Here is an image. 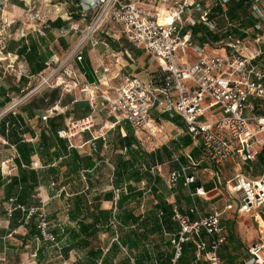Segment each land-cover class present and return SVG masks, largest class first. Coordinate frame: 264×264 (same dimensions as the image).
Segmentation results:
<instances>
[{
  "label": "crops",
  "instance_id": "obj_1",
  "mask_svg": "<svg viewBox=\"0 0 264 264\" xmlns=\"http://www.w3.org/2000/svg\"><path fill=\"white\" fill-rule=\"evenodd\" d=\"M41 1L8 0L0 15L10 23L3 43L0 44V100L9 97L11 101L15 94L26 90L31 80L40 76L49 64L65 57L80 39V32L89 20L88 16L83 17L78 13L80 2L86 0H54L47 12L41 6L50 24V27L45 28V34L41 35L36 30L38 23L27 20L23 13V9L29 5L35 4L39 7ZM160 3L161 1L158 5ZM203 3L209 5L207 19L212 26L197 23L186 27L191 33L194 27L199 28L196 34L192 33L193 41L197 45L208 42L216 45L227 36L231 37V43L239 41L243 45L242 48L240 45L237 48L244 54H250L256 44L261 47L264 45V0H228L224 5L218 0H206ZM51 6L58 10H51ZM253 6L260 10L256 12ZM195 15L198 17V14ZM70 26L77 29H70ZM61 30L64 31L60 32ZM208 33L220 39L201 41L202 34L207 36ZM95 39V46L89 42L83 45L81 60L73 58L69 62L79 83L98 84L100 90H105L108 80L117 82L114 78L117 74H133L149 82L151 76L157 72L155 58L144 49L132 45L112 20L104 23L103 28L95 34ZM221 50L217 48L212 51ZM261 58L264 61V55ZM100 101L101 98L98 97L97 108L92 111L82 93L76 95L71 91L59 95L53 104L45 108L28 101L10 112L0 114V264H13L12 253L18 248L13 246L12 241L7 243L4 238L17 234L14 237L22 240V245L29 238L36 240L39 237L38 230L35 235L30 234L28 224L21 223L22 216L19 213L13 212V217H8L4 210L8 202L15 205L16 194L21 191V185L18 184L13 195L6 200L3 183L12 177H18L21 171L29 170L35 171L37 182L24 197L27 202L24 206L42 204L48 222L59 214L67 219V212L76 196H82L87 204H95L100 209H112L110 224L98 226L96 233L85 240L84 246L69 242L65 235L57 239L54 234L56 228H62L66 223L74 227L68 219L57 227H48V232L54 235L56 247L57 243L60 244L59 249L64 260L60 264H78L81 260L87 264L88 254L97 249L101 254L97 264H102V259L104 264H175L176 261L172 262L173 249L170 245V239L179 230L177 222L172 219L175 204L190 219L196 217L189 212L193 204L202 215L219 211L227 239L218 254L222 264H238L237 250L249 242L248 249L259 234L253 216L237 212L238 196L228 194L225 182L238 172H244L253 178L260 176H253L250 171L252 163L257 160L264 147L260 148L253 161L245 164L238 154L232 155L224 164L219 182L213 175V166L203 154L200 142L193 140L185 133L184 127L174 121V117L178 116L167 113L160 115L155 110L151 112L152 117L160 119L162 126L161 139L156 141L143 132H136L127 121L117 120L108 114L106 109L100 108ZM76 102L82 103L87 110H76ZM51 108L54 111L46 120H42L41 116ZM252 113L264 114V101H256ZM90 114L94 126L77 134L72 139V145L56 135L55 132L63 129L69 120H78ZM125 123L132 130L135 139L133 146L139 152L138 159L132 162V170L138 173L136 179L129 177L126 171L122 172L121 179L113 173L114 168L119 166L120 159L129 158L126 148L120 145V138L126 134ZM45 141L50 143L48 149L42 147ZM70 149H74L80 156H89L92 166H82L76 172L71 171L65 163ZM173 152L178 154L179 162L173 160ZM140 153H143L142 157ZM187 156L197 163L189 170L194 181L186 185L184 177L181 176L175 185L169 186L166 176L180 164L188 165ZM197 187H202L204 194H196ZM229 203L231 208L227 207ZM263 208L255 210L260 220L263 219ZM127 213L136 217L137 221L121 223L119 217H124ZM98 233L105 235L102 242L93 241ZM201 236L206 238L204 232ZM62 239L65 242H61ZM39 240L46 243L43 239ZM43 245L37 248L39 260L45 253ZM67 247L70 250L65 255L63 251ZM72 250H84V258L77 262L72 259L70 261L69 253ZM180 258L184 263L192 259L185 253ZM67 260L70 262L67 263ZM193 262L209 264L203 259H197L195 253Z\"/></svg>",
  "mask_w": 264,
  "mask_h": 264
},
{
  "label": "built area",
  "instance_id": "obj_2",
  "mask_svg": "<svg viewBox=\"0 0 264 264\" xmlns=\"http://www.w3.org/2000/svg\"><path fill=\"white\" fill-rule=\"evenodd\" d=\"M160 1L164 4L162 11L158 5ZM204 1H81L78 13L83 17L88 16L89 20L80 32L78 42L65 55L63 63L69 64L73 58L81 60L83 45L89 42L95 46V34L103 28L104 23L107 20L115 22L120 33L132 45L144 49L155 58L158 70L149 82L133 74H117L114 77L117 82L108 80L105 90H100L98 84L80 83L79 91L83 98L94 111L100 97V108L106 109L117 120L127 121L136 132H143L156 141L161 139L162 126L160 119L152 117L151 112L155 110L160 115L167 113L178 116L185 133L200 142L205 158L213 166V175L220 182L224 164L232 155L238 154L245 164L253 161L260 148L264 147V114L252 113L256 101H264V61L261 58L264 45L261 47L256 44L250 54H244L237 48L239 41L231 43L228 40L222 44V51L217 52H209L207 43L197 45L191 30L186 27L197 23L212 26L207 19L210 8ZM227 1L218 0L222 5ZM7 2L0 0V15ZM253 9L256 12L260 10L256 6ZM54 10L57 11V7L54 6ZM23 13L27 20L38 23L36 30L44 35L45 28L50 27V24L42 12L41 4L39 7L29 5L23 9ZM160 14L168 16L169 20L160 22ZM9 25L8 21L0 17V44L3 43ZM70 29L77 28L70 26ZM52 76L49 74L44 77L34 89L37 90L44 83L51 87L60 85L61 82L49 84ZM73 84V87L77 85L75 81ZM18 102L0 114L12 111ZM53 111V108L47 110L41 116L42 120H46ZM93 126L94 120L90 114L78 120H69L63 129L57 131V135L72 145V139L77 134ZM167 148L171 150L168 145ZM172 157L179 162L178 154L173 152ZM187 162L188 165L180 164L168 173L166 181L169 186L175 185L181 176L186 185L194 181L189 170L197 163L190 156H187ZM225 188L230 196H238L237 212L253 216L257 224L259 235L248 247V258L244 264H264V212L262 220L255 212L264 207V169L260 176L254 178L238 172L225 182ZM195 193L204 194L202 187H197ZM8 203L4 208L6 215L10 217L19 208L26 212L25 224L35 214L39 232L36 240H54V236L48 232V221L42 204L26 208ZM227 207L231 208V203ZM189 212L196 217L190 219L187 214L179 211L176 204L173 206L172 219L177 222L179 230L170 239L172 262L182 255L184 244L192 242L197 259H203L209 264H222L218 251L227 236L220 212L214 210L202 215L195 204L189 208ZM202 232L206 238H202Z\"/></svg>",
  "mask_w": 264,
  "mask_h": 264
},
{
  "label": "trees",
  "instance_id": "obj_3",
  "mask_svg": "<svg viewBox=\"0 0 264 264\" xmlns=\"http://www.w3.org/2000/svg\"><path fill=\"white\" fill-rule=\"evenodd\" d=\"M199 31V28L194 27L192 29V33L196 34ZM203 32V31H202ZM201 41H204L206 39H211L213 41H217L220 39V37H217L211 33H208L207 36L200 37ZM45 67V66H44ZM155 74V73H154ZM153 74V75H154ZM59 97V89L57 87L51 88L48 92L44 93L40 97V101L36 105L40 108H45L51 104L54 103L55 100H57ZM9 97H4L3 100H0V107L5 106V103L9 102ZM74 108L76 110H87L82 105V103L76 102ZM125 129L126 134L124 137L120 138V145L124 146L126 148V154L129 155V158L127 160H121L119 162V166L114 168V175H118V178L121 179L122 172L126 171L127 175L131 178H138V173L136 171L132 170L133 167V160L135 161L138 159V150L134 148L135 139L132 133V130L129 128L128 123H125ZM53 127V126H52ZM57 135V131L55 132ZM41 140L44 141V139L41 136ZM42 142V141H41ZM45 145V146H44ZM50 145L48 142L42 143L43 149L47 148ZM62 145H60L61 147ZM26 145L24 144V148L26 149ZM22 149V148H21ZM141 157L143 156V153H140ZM67 161L65 163L67 164V167L73 172H76L78 169H80L82 166L84 167H91L92 163L89 156H80L74 149H70L69 153L67 154ZM36 180V173L33 170L25 171V172H19L18 177H12L8 182L3 183V194L4 198L7 200L10 196L13 195V191L15 187L19 184L21 185V191H19L16 194V200L15 205H26V201L24 199L25 196L28 195V193L33 189ZM1 184V183H0ZM24 188V190H23ZM26 207V206H25ZM29 208V207H26ZM17 214L19 213L22 216V219H20L21 223H24V218L26 215L25 211L20 210L19 208L15 209L13 211ZM13 214V213H12ZM14 215V214H13ZM12 216V215H11ZM113 216L112 209H100L95 204H87L85 199H83L82 196H76L72 204L67 212V219L69 223H73L74 227H72L70 224L66 223L62 225V228H56L54 230V234L56 235L57 239L61 238L63 235L67 236V239L69 242H76L79 245L84 246V242L87 238L93 236L96 231L97 227L100 225H106L108 226L110 224V219ZM116 218V215H114ZM13 217V216H12ZM120 222L123 224H126L129 222H136L137 218L132 216L131 214L127 213L124 217H119ZM29 226V232L30 234H36L37 228H36V220H35V214L31 215L29 217L28 223ZM70 248L64 249V254L67 255ZM188 254V256L192 257V259L188 260L187 262H181V258L176 260L175 264H195L193 262V257L195 253V246L191 243H186L183 246L182 254ZM101 257L100 250H95L91 254H88L87 258L89 259L87 264H97L98 259ZM104 260L102 259L101 262ZM192 261V262H191ZM204 264V263H203Z\"/></svg>",
  "mask_w": 264,
  "mask_h": 264
},
{
  "label": "rangeland",
  "instance_id": "obj_4",
  "mask_svg": "<svg viewBox=\"0 0 264 264\" xmlns=\"http://www.w3.org/2000/svg\"><path fill=\"white\" fill-rule=\"evenodd\" d=\"M53 1L54 0H42L40 2L41 6L42 5L44 6L45 12H47V10H50L49 6L53 4ZM55 1H57V0H55ZM159 6L161 8L160 11H162L164 8L163 5L160 3ZM52 9L54 10V8L51 6V10ZM70 11L72 12V10H70ZM228 40H230V42H231V37H230V39H228V36L225 38H222L221 42H219L220 45L219 44L214 45L215 43L213 44L211 42H208V45L206 46V48L209 52H212V50H214V49L222 48L223 47L222 44L224 42H227ZM63 59H64V57L59 58V59L55 60L54 62H52L51 64H49L48 68L40 76H36L31 80V82H30V84L26 90H24L22 93L15 94L14 97L12 98V100L10 102H8L7 105H5L0 110V112L2 110L6 109L7 107L11 106L12 104H14L17 101H19V102L13 107V109L16 108L18 105H20L24 102H28V101L29 102L31 101L33 104L39 103L40 97L44 93L48 92L51 88H55L53 86L51 87L50 85H47L46 83H44V85L42 87H39L37 90L34 89L37 86V84H39L42 81V79L44 77L48 76L49 74H53L52 81L51 82L49 81V84H56V82H61V83H59L60 85L56 86L59 89V95H62L64 93H70L71 91L72 92L74 91L76 93V95H78L80 92L79 89H80L81 85H80L79 81L76 79V77L74 75V71L72 70V68L69 66L68 63H63ZM74 81L77 83V85L75 87H73ZM174 121H176L178 124H180L182 127H184L180 118L174 117ZM96 128L97 127L95 126V129ZM187 140L189 141V138ZM145 146L147 148H149L148 147L149 145L147 143H145ZM263 167H264V149L261 151V154L259 155L257 160L252 163V170L250 171V173L253 176L261 175ZM263 210H264V208L261 209V213L263 212ZM35 220L37 223V217L36 216H35ZM66 220L67 219L65 217H63L61 214H59L58 217L49 219L48 227H51V228L57 227L59 223L61 224V222H66ZM16 235L17 234H13L11 237L4 238L7 243L9 241H12L13 246L18 247L17 250H15L12 253L11 260H12L13 264H35V263L36 264H60V263H64V260L62 257L63 255L61 254L60 249H59L60 244L57 243L58 247H56V244H55L56 240L55 239L53 241L44 240V242H46V243H42V240L38 241V240L29 238L27 241L23 242L22 245H20V241H22V240H20L19 238L15 239L16 237H14V236H16ZM11 238H13L14 240H12ZM102 239H105V235H102V233H100V234L98 233L97 238L93 237V241L96 240V242H99V240H100V242H102ZM61 242H65V240L62 239ZM25 243H27L26 246H25ZM15 244H17V245H15ZM42 244H44L43 246L45 248V253H44L43 258L42 259L40 258V260H39V258H38L39 254L37 252V248L38 247L40 248L42 246ZM248 244H249V242L245 243V245L241 246L237 250V253H238L237 262H238V264H242V262L248 258V254H247ZM19 246H23V248H19ZM84 253H85L84 250L82 252H78L76 250L70 251V253H69L70 261L72 259L73 262L74 261L77 262L78 260L83 259ZM70 261L67 260V263H69ZM74 264H76V263H74ZM78 264H85V262L81 260V263H78Z\"/></svg>",
  "mask_w": 264,
  "mask_h": 264
},
{
  "label": "bare ground",
  "instance_id": "obj_5",
  "mask_svg": "<svg viewBox=\"0 0 264 264\" xmlns=\"http://www.w3.org/2000/svg\"><path fill=\"white\" fill-rule=\"evenodd\" d=\"M167 20H169L168 16L160 14V16H159V21L160 22H166Z\"/></svg>",
  "mask_w": 264,
  "mask_h": 264
}]
</instances>
